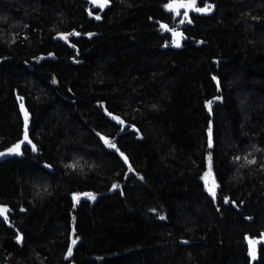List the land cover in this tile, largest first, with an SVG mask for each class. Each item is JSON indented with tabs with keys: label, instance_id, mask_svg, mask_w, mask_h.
<instances>
[{
	"label": "trees",
	"instance_id": "1",
	"mask_svg": "<svg viewBox=\"0 0 264 264\" xmlns=\"http://www.w3.org/2000/svg\"><path fill=\"white\" fill-rule=\"evenodd\" d=\"M171 1L0 0V264H264V0Z\"/></svg>",
	"mask_w": 264,
	"mask_h": 264
},
{
	"label": "water",
	"instance_id": "2",
	"mask_svg": "<svg viewBox=\"0 0 264 264\" xmlns=\"http://www.w3.org/2000/svg\"><path fill=\"white\" fill-rule=\"evenodd\" d=\"M81 1L86 2L91 7V9L98 10L97 14H92V17L95 19H97L96 18L97 16L101 17L112 6L111 0H107V3L102 8L99 5L94 4L92 2V0H81ZM170 4L173 5V10H171V11H174L176 14L177 13L181 14V19L179 21V24H181V25H183V24L192 25V19H191L192 14L203 15V14H207V12H208V7L207 6H204V7L198 6V2L196 0H195L194 6L180 7L181 4L190 5L191 0H174V1H171ZM195 9H207V11H196ZM179 14H177V15H179ZM181 20H183L184 22L181 23ZM176 34L177 35H174V38H175L176 42L181 44L185 40V38L182 37L181 33H179V32H176ZM72 35L74 36L75 32H73ZM70 36L71 35L68 33H59L55 36V40L61 41L65 44L69 45L70 44V41H69ZM62 37H66V39H64ZM44 58L45 57L41 56L40 60H43ZM15 99H16V102L18 105V112H19L21 119H22V135H21V138L17 142H15L14 144L10 145L9 147H7L3 150H0V162L6 161L9 159H13V158H23L25 147L30 148L33 153L38 152L36 144L33 142V140L30 137L29 127H30L31 114L29 113V111L26 107L25 99H24V97L18 95L17 93H15ZM21 106H23V107H21ZM25 119H27V125L26 126H25ZM25 133L27 134L26 139H25ZM207 135H208V145H209V147H212L213 140H212V136H211L210 131L207 133ZM102 141L104 143H106L105 141H107V138H102ZM17 144H19L20 147L18 150H14ZM33 147L35 148V150H33ZM44 168L50 172L53 171L52 167H50L49 165H44ZM0 208L7 209V212L5 213V215L0 216V219L2 221H4L8 226H10L9 218H10V214L12 213L10 206L0 203ZM17 240H18V242H20L21 241L20 237H18ZM250 241L255 242V244H254L255 255L251 254V247L252 246H250V243H249ZM190 243H192V242H190ZM261 243H264V237L252 238L249 235L245 236V244L247 245L248 253H249L251 258H253V259L256 258L257 251H258L259 245Z\"/></svg>",
	"mask_w": 264,
	"mask_h": 264
},
{
	"label": "snow or ice",
	"instance_id": "3",
	"mask_svg": "<svg viewBox=\"0 0 264 264\" xmlns=\"http://www.w3.org/2000/svg\"><path fill=\"white\" fill-rule=\"evenodd\" d=\"M92 2L94 4L99 5L102 8L107 3V0H92ZM194 4H195V0H191V4L190 5H183V4H181L180 7L194 6ZM168 7H169V10H173V5L170 4V5H168ZM195 10L196 11H207V9H195ZM177 14H179V13H177ZM96 18L99 19L100 17L97 16ZM183 22L184 21L181 20V23H183ZM161 27L162 28H165V30H167V26L162 25ZM173 35H177V34L176 33H173ZM62 38L66 39V37H62ZM176 46H179V43L178 42H176ZM21 107H23V106H21ZM121 123H122V121H121ZM26 125H27V119H25V126ZM26 138H27V134L25 133V139ZM105 142L108 143V141H105ZM109 146L110 147H114V145H111V144ZM19 147H20V145L17 144L14 150H18ZM33 150H35L34 147H33ZM249 163H255V161L254 160L253 161H249ZM68 167H75V165H68ZM114 187H116V186H114ZM209 192H210V194H212L213 196H215V191H214L213 188H209ZM90 198L91 199H94L95 197L90 196ZM6 212H7V209L0 208V216H4ZM249 243H250V246H252L251 247V254L252 255H255V248H254L255 242L254 241H250ZM71 251H72V249L69 248V250H68L69 255L71 254Z\"/></svg>",
	"mask_w": 264,
	"mask_h": 264
},
{
	"label": "rangeland",
	"instance_id": "4",
	"mask_svg": "<svg viewBox=\"0 0 264 264\" xmlns=\"http://www.w3.org/2000/svg\"><path fill=\"white\" fill-rule=\"evenodd\" d=\"M206 182L208 183L207 185V190L209 191V188H213V186L211 185L210 180H206ZM214 189V188H213Z\"/></svg>",
	"mask_w": 264,
	"mask_h": 264
},
{
	"label": "flooded vegetation",
	"instance_id": "5",
	"mask_svg": "<svg viewBox=\"0 0 264 264\" xmlns=\"http://www.w3.org/2000/svg\"><path fill=\"white\" fill-rule=\"evenodd\" d=\"M25 148H28V147H25ZM25 148H24V149H25ZM28 149H30V148H28ZM30 150H31V149H30ZM213 188H214V191H216V187L213 186ZM208 192H209V191H208ZM209 194H210V192H209ZM211 195H212V194H211ZM212 197L215 198V196H213V195H212Z\"/></svg>",
	"mask_w": 264,
	"mask_h": 264
}]
</instances>
